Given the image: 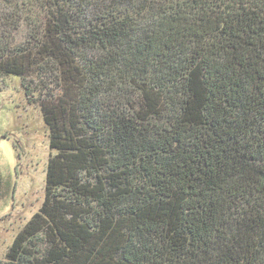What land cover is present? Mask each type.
Wrapping results in <instances>:
<instances>
[{"label":"trees","instance_id":"16d2710c","mask_svg":"<svg viewBox=\"0 0 264 264\" xmlns=\"http://www.w3.org/2000/svg\"><path fill=\"white\" fill-rule=\"evenodd\" d=\"M5 76L50 157L0 264H264V0H0Z\"/></svg>","mask_w":264,"mask_h":264},{"label":"rangeland","instance_id":"374dc122","mask_svg":"<svg viewBox=\"0 0 264 264\" xmlns=\"http://www.w3.org/2000/svg\"><path fill=\"white\" fill-rule=\"evenodd\" d=\"M22 30L11 35L16 41ZM31 77L28 78V80ZM36 92L27 96L18 76H5L0 91V260L3 261L15 237L37 212L45 197L50 157L49 131Z\"/></svg>","mask_w":264,"mask_h":264}]
</instances>
